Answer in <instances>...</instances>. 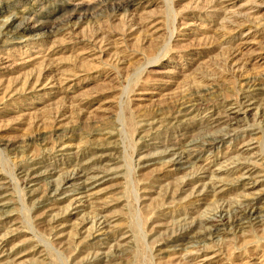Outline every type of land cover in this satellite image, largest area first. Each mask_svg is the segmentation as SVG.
<instances>
[{"label":"rangeland","instance_id":"374dc122","mask_svg":"<svg viewBox=\"0 0 264 264\" xmlns=\"http://www.w3.org/2000/svg\"><path fill=\"white\" fill-rule=\"evenodd\" d=\"M0 264H264V0H0Z\"/></svg>","mask_w":264,"mask_h":264},{"label":"bare ground","instance_id":"6f19581e","mask_svg":"<svg viewBox=\"0 0 264 264\" xmlns=\"http://www.w3.org/2000/svg\"><path fill=\"white\" fill-rule=\"evenodd\" d=\"M233 114H235V111H230V110H228L227 111V113L226 114H224V116L223 117H220V118H218V119H222V118H224L223 120H231V119H233V117H232V115ZM222 120V121H223ZM228 122V121H227ZM218 124V123H217ZM211 127V126H210ZM218 138V137H217ZM213 139V138H212ZM215 139V138H214ZM238 209V208H237ZM216 214V213H215ZM222 215V214H221ZM260 220V219H259ZM220 221H222V220H220ZM256 222V221H255Z\"/></svg>","mask_w":264,"mask_h":264}]
</instances>
